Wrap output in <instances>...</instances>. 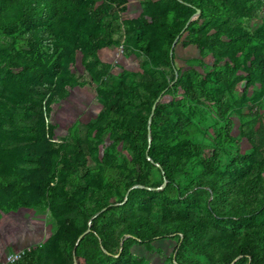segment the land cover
I'll return each mask as SVG.
<instances>
[{
  "label": "rangeland",
  "instance_id": "374dc122",
  "mask_svg": "<svg viewBox=\"0 0 264 264\" xmlns=\"http://www.w3.org/2000/svg\"><path fill=\"white\" fill-rule=\"evenodd\" d=\"M99 6L106 10L107 20L119 26L113 36L116 43L101 45L96 55L84 60L77 52L69 63L77 84L52 105V146L57 154L54 169L59 191L39 196L38 203L32 206L36 215L47 221L50 236L24 249L22 258L8 264H22L24 256L32 253L34 264H74L75 257L78 264H89L88 260L123 264L119 251L125 242L131 264H217L235 244L224 238H237L244 231L238 214L244 212L242 209L253 210L264 198V14L248 17L240 13L239 4H232L221 16L200 17L198 11L187 22L196 21L198 30L186 31L175 42L172 56L183 82L156 100L162 117H152L150 125L155 120L158 129H175L191 144L187 151L176 153L175 181L168 183L158 167L136 162L123 142L112 139L107 131L90 129L89 123L102 113L106 99L120 81L136 86L152 79L173 82L178 71L160 58L152 61L144 54L145 32L139 26L151 21L158 10L176 14L179 7L166 0H128L124 11L106 0H93V8ZM92 26L86 20L84 28ZM14 35L0 28V169L5 174L0 175V216L4 212L1 208L7 207L14 195L22 190L29 192L33 169L43 159L21 151L33 142L32 106L42 103L45 89L38 87V99L33 100L19 88L16 76L21 67H14L12 60L29 47ZM236 35L251 40L249 45L256 47L262 57L258 58L248 46L233 59L228 45ZM198 36L207 40L205 47L198 48L194 43ZM218 67L224 70L215 86L210 79L205 81L204 74ZM249 69L255 79L245 87ZM183 84L190 86L191 95L185 93ZM107 155L112 160L110 166L103 163ZM244 160L248 165L241 170ZM137 175L165 189L164 194L134 200L121 209L126 200H122L123 184ZM83 191L86 198L78 201ZM103 200L110 208L98 218L106 210L96 211ZM139 215L161 229L181 219L201 224V245L195 240L186 241L177 252L175 248L181 241L176 234L147 246L134 242L124 234V226L128 218ZM94 219L96 228L111 230L106 239L109 251L91 230L84 240L67 249V232L73 229L82 233L91 228ZM260 255H264L263 245ZM244 258L240 264H253L250 257ZM238 260L241 256L229 264Z\"/></svg>",
  "mask_w": 264,
  "mask_h": 264
},
{
  "label": "trees",
  "instance_id": "16d2710c",
  "mask_svg": "<svg viewBox=\"0 0 264 264\" xmlns=\"http://www.w3.org/2000/svg\"><path fill=\"white\" fill-rule=\"evenodd\" d=\"M106 1L120 6L124 11L125 4L128 2V0ZM166 1L178 6L179 11L172 14L158 10L152 14L151 21H143L139 27L145 32L142 36L144 54L152 61L160 58L164 64L174 70L172 56L174 44L176 41L179 42L186 31L198 30L196 21L187 24L189 18L196 12H200V17L221 16L222 12H225L232 4H239L241 5L240 13L248 17L264 14V0ZM86 20L93 23L90 29L84 28ZM0 28L9 33L14 32L13 38L29 47V50H25L12 60L14 67H21V72L16 77L23 94L37 100V94L39 96L40 93L38 87L45 89L42 93V103H35L32 106L30 131L33 142L21 149L23 153H35L43 156V159L38 161L36 168L33 169L29 192L24 190L18 192L7 207L1 208L4 212H9L19 207L32 208L38 203L39 196L59 191V180H56L54 169L57 164V154L52 146V105L68 95L70 86L77 84L69 70V63L75 58L76 53L81 52L84 60L88 55H96L101 45L108 46L116 43L113 36L118 32L119 26L107 20L106 10H102L101 6L93 8V0H0ZM219 30L227 31L226 28L223 30L219 28ZM194 43L198 48H203L208 42L204 36H198ZM212 43L215 44V42ZM249 44L251 40L242 35H236L228 45L233 51L231 57L236 59V53L239 50H247L248 46L250 50L257 53L258 58L262 57V54L257 52V48ZM222 70L224 68L218 67L205 73V81L210 79L215 86L218 85L222 79L220 78ZM175 71H178V74L174 76L172 83L154 79L142 81L139 86L125 81L118 82L106 99L102 113L89 123L90 129L97 132L107 131L112 139L123 142L131 150L136 162L158 167L168 183L175 181L173 171L177 164L176 153L190 149L188 144H191V141L180 136L175 129H158L155 120L149 128L148 120L156 100L159 97L161 100L165 94L171 92L173 87L182 84L181 71ZM248 71L245 87H248L255 79L251 69ZM183 85L185 93L191 95L190 86ZM160 107L161 105L156 103L154 118L162 117ZM149 130L151 140H149ZM109 159L110 155L109 157L107 155L103 163L110 166L112 160L109 161ZM246 165L248 162L244 160L240 163L239 169H244ZM0 175H3L1 169ZM158 187L151 184L149 178L144 175L131 177L123 184L122 200H126L120 208L126 209L134 200L141 198L162 197L165 189ZM86 195L83 191L80 196H77V200H84ZM100 196L98 194L97 197ZM255 199L259 200L257 197ZM105 208L106 210L101 212L98 218L106 214L110 208V204L103 200L96 211ZM242 210L244 212H240L237 219L244 225V231L237 238H224L225 241L234 240L235 244L232 250L221 255L217 264H229L237 256H241V260L235 261V264L242 263L247 256L251 258L253 264H264V255H260V245L264 247V198L253 210L249 212ZM95 221L96 219L92 222L91 232L95 231V235L102 240L104 249L109 251L106 239L110 237L111 230L96 228ZM89 233L82 239L84 240ZM81 234L78 230H69L64 239L65 247L71 249ZM124 234L130 235L132 241L143 243L145 246L160 238L168 239L176 234L181 241L175 248L178 252L186 241L195 240L198 245H201L203 226L192 220L181 219L161 229L153 225L146 216L139 215L126 220ZM78 248L79 246L75 248V254ZM129 251L128 243L125 242L119 251L123 264H131ZM33 258L34 253L26 254L22 264H34ZM88 262L98 264L93 260ZM173 264L179 263L174 261Z\"/></svg>",
  "mask_w": 264,
  "mask_h": 264
},
{
  "label": "crops",
  "instance_id": "0c3cea01",
  "mask_svg": "<svg viewBox=\"0 0 264 264\" xmlns=\"http://www.w3.org/2000/svg\"><path fill=\"white\" fill-rule=\"evenodd\" d=\"M50 227L33 208L19 207L0 216V260L9 252L30 248L50 236Z\"/></svg>",
  "mask_w": 264,
  "mask_h": 264
},
{
  "label": "built area",
  "instance_id": "2783aa9c",
  "mask_svg": "<svg viewBox=\"0 0 264 264\" xmlns=\"http://www.w3.org/2000/svg\"><path fill=\"white\" fill-rule=\"evenodd\" d=\"M24 250H20L18 252H12L11 254L6 255V257L2 260L0 264H8L9 262L16 261L24 255Z\"/></svg>",
  "mask_w": 264,
  "mask_h": 264
},
{
  "label": "water",
  "instance_id": "95a60500",
  "mask_svg": "<svg viewBox=\"0 0 264 264\" xmlns=\"http://www.w3.org/2000/svg\"><path fill=\"white\" fill-rule=\"evenodd\" d=\"M160 98V97H159ZM159 98H158V100H159ZM155 108H156V103L153 105V107H152V112H151V115H150V117H149V128H150V122H151V120H152V117H153V114H154V112H155ZM151 131L149 130V140H151ZM90 224H91V221H90ZM90 230H91V228H90V226L84 231V232H82V234L79 236V238H78V240H77V244L79 243V241L88 233V232H90ZM74 254H75V250H74ZM74 264H78V262H77V259H76V257H75V261H74Z\"/></svg>",
  "mask_w": 264,
  "mask_h": 264
}]
</instances>
